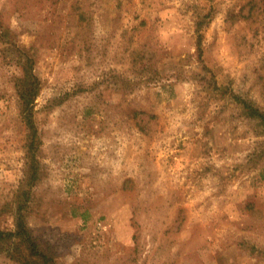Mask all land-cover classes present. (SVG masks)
Segmentation results:
<instances>
[{"label":"rangeland","instance_id":"rangeland-1","mask_svg":"<svg viewBox=\"0 0 264 264\" xmlns=\"http://www.w3.org/2000/svg\"><path fill=\"white\" fill-rule=\"evenodd\" d=\"M234 96L264 112V0H0V230L55 264H264V130Z\"/></svg>","mask_w":264,"mask_h":264},{"label":"trees","instance_id":"trees-1","mask_svg":"<svg viewBox=\"0 0 264 264\" xmlns=\"http://www.w3.org/2000/svg\"><path fill=\"white\" fill-rule=\"evenodd\" d=\"M197 41V52L201 57V49ZM22 64V75L17 79V92L23 114L28 115L32 104L33 95L36 91V77L33 73V63L31 58H26ZM242 108V112L254 120L264 130V112L254 107L251 103L234 96ZM31 121L29 118H26ZM0 247L10 259L19 264H55L51 256L36 242L30 230L23 221L16 217L13 230H0Z\"/></svg>","mask_w":264,"mask_h":264}]
</instances>
